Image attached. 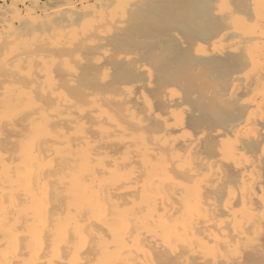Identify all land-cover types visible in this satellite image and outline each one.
I'll use <instances>...</instances> for the list:
<instances>
[{"label":"bare ground","instance_id":"1","mask_svg":"<svg viewBox=\"0 0 264 264\" xmlns=\"http://www.w3.org/2000/svg\"><path fill=\"white\" fill-rule=\"evenodd\" d=\"M208 1L201 2V15L207 22L215 19L217 34L197 44L193 57L218 72L226 57L234 60H227L231 68L220 75L225 86L220 81L218 100L207 103L226 123L210 130L203 126L198 133L187 128L185 117L192 110L173 89L165 94L171 93L166 112L157 113L144 92L153 77L149 65H137L143 81L121 83L119 94L80 91L83 87L76 99L66 93L75 94L78 69L70 62L82 63V49L108 56L106 40L127 31L129 19L145 15L139 14L145 3L155 8L154 0H100L98 7L86 4L81 10L75 3L84 0H48L45 8L52 12L44 10L48 13L40 21L26 25L29 46L20 44L25 34L13 26L17 18L0 16V61L12 64L0 78L6 85L0 87L5 100L0 107V259L7 255L10 264H264V0H212V12ZM195 13L199 18L200 11ZM79 17L86 21L76 29ZM47 40L63 43L65 53H60L67 60L56 68L59 73L65 65L61 75L67 80L48 67L54 61L50 64L44 53L61 45L49 47ZM134 100L145 109L143 116L134 112ZM17 106L27 107L28 119ZM16 116L25 133H37L27 144L25 129L23 135L18 131L24 143L18 140L14 151L10 133L20 130ZM3 139L9 141L3 145ZM18 144L27 147L18 150Z\"/></svg>","mask_w":264,"mask_h":264},{"label":"rangeland","instance_id":"2","mask_svg":"<svg viewBox=\"0 0 264 264\" xmlns=\"http://www.w3.org/2000/svg\"><path fill=\"white\" fill-rule=\"evenodd\" d=\"M16 1H18V0H16ZM16 1L15 0L14 1L13 0H0V16L3 17V15L5 14L7 17H10L13 19L19 18L18 20H20V21L18 22V20L16 19L14 21L15 24L13 23L14 24L13 26L17 27L16 28L17 30H20V32L25 34V35H23L25 41L23 40V38H22L23 41L19 40V41H22L21 43L18 40L17 41L20 44L23 43L24 45L27 43L31 44L33 42L31 41L32 40L31 36H30L31 34H29L30 30L28 31V29H27L29 27V25H28V27L26 25L31 20L36 19V20L40 21L41 20L40 18L43 17L48 12L51 13L52 9L51 8L50 9L45 8V5L48 3V0H19L18 2H16ZM74 1L75 0H73V2ZM98 1H100V0H89V1L84 0V2H82V3H79V2L77 4L75 3V6L77 8L79 7V9L81 10V7L83 5L88 4V5L92 6L93 4L97 3V5L96 4L95 5H96V7H98L99 4L102 3V2L99 3ZM101 1H103V0H101ZM154 1L156 2V3L154 2L156 5L155 8L159 7L158 10L156 9L157 11L155 10L154 5L152 6L149 3H145L141 7L143 12L140 10L141 13H139V14L146 12L145 15L147 14L146 16L148 18H146L145 15H142V16L140 15L139 19L142 18L143 16H145L142 18L143 20L142 19H140V20L139 19H137V20H130L129 19L128 23H126V24H127V26L129 24L131 27L126 26L127 31L114 33L113 36H110L109 39L106 40L105 44H107V45L105 48H107L109 55H111V56H109V55L106 56L108 58H106V57L103 58V56L101 57L102 53H100L101 51L99 49H97V52L94 48H92L93 50L92 49L90 50V48L87 50L82 49V53H80V55L83 59L82 63H75L74 64L73 62H70L72 68L74 67L75 69H78V70H76L77 71L76 72L77 77H76V75L74 76L77 78L76 79L77 81L75 83L76 85L74 86V88L76 89V90H74L75 94L73 93V90H72V92H70V90H68L67 87H66V89L68 91L65 89L67 91L66 93L67 94L70 93L75 98V96L77 97V95H79V93H77L79 91V89L81 87H83L80 89V91L84 90L86 88V91L91 90L93 92V90H95L94 92L97 91V93H100L99 91H101V89L103 88V90L105 89L106 92L111 91L114 94H119L118 93L119 92V90H118L119 86L118 85H123L124 83L127 84V82H129L128 84H130V83H133L136 81H143L144 77L136 71V69H137L136 66L140 65V64H145L147 66L149 65V67L152 68L153 77H152L151 82L146 85L144 92L146 95L149 96V100L153 104L154 108H157L155 110H157V111L159 110L158 112L157 111H155V112H157V113L162 112V114L164 113V111L166 112L167 108L169 107V105L166 102V96H169L171 93L169 95H165V94H167L169 91H171V89H173V91L176 93V95L178 93V95L180 97L184 96L183 100L185 99L184 101L187 103L188 106H190V108L192 110V112H189V114H187V116L185 117V121L186 120L188 121V122L186 121L187 128L191 129V130L188 129L189 131H191L193 133H198L204 127L206 129L208 127V130H210V128L212 129V127H215L219 124L220 125L225 124L226 122H223V120H221V118L219 116L215 117L216 115H214L212 109L210 107H208V104H209L208 101L213 102V100H214V102H216L218 100L216 97L217 96L216 93H218L217 89L219 91L223 89L222 83L225 86V83H224L225 78H224V76L221 77L220 75H222L223 73L225 74L226 71L227 70L229 71V69L231 68V67H229V66H231V64L227 63V60H229L228 59L229 57H226L227 59L225 58L226 65H224L225 64L224 63L222 65L223 67H221V69L219 68V72L217 70L218 67L215 68L216 70L209 68V67H206V64L205 65L201 64L203 62H201V61L199 62V60L196 61L197 59L195 57H193V51L195 50L197 44H201V43L207 44L208 41L210 40V38H212L213 35L217 34L216 33L217 32L216 31L217 26L214 23V22H216L215 19L210 16L211 21L209 19L208 20L209 22H207V20H205V19H208L207 16L203 17V15H201L202 11L200 9H202V7L200 8V6L203 4L201 2H204L205 0H201V1H199V0H196V1L195 0H158V2H157V0H154ZM187 4H189L190 9L192 7L194 9L192 8L190 10L188 8L189 6ZM11 5H12V7H11ZM208 5H209L208 6L209 10L211 9L209 12H212V8L215 7L216 3L211 0V1H208ZM234 5L237 6V7H235V9L232 7L233 5H231L230 8H233L234 10H238V8H239L238 4L236 5V2H235ZM149 6L152 8H150ZM197 6L199 8H197ZM36 7H37V9H36ZM40 8H43V10ZM150 9H153V12ZM196 9L200 11V13H199V11H195V12L200 14L199 18H198L199 15L193 11ZM44 10H47L48 12H44ZM154 10H155V12H154ZM14 15H17V16H14ZM196 15H198V16H196ZM210 15H211V13H210ZM156 16H158V19ZM194 16H195V19H194ZM196 17L198 18V20ZM79 18H81V19H79ZM79 18L74 21V23L75 22L76 23L73 26L77 27L76 29H79L80 25L81 26L84 25V24H82V22L84 23V21H82L83 19L86 21L85 17H79ZM152 18L154 19V21L150 20ZM147 20H148V22H147ZM155 20H158V22H156ZM200 20L203 23V25H201L202 23L200 22ZM129 21H130V23H129ZM137 21H139V22H137ZM141 21H143V24L145 27H142L143 25H142ZM150 21H152L154 23V25ZM161 21H163V22H161ZM165 21H167V22L164 23ZM21 22H22V24H21ZM145 22L147 25L145 24ZM248 22H246L247 25H248ZM136 23H138V24H136ZM148 23H149V25H148ZM158 23H160V24H158ZM161 23H162V25H161ZM23 24H25V25H23ZM63 24H64L63 26H65L67 23H63ZM139 24L142 26H140ZM155 24H156V26H155ZM68 25H69V23H68ZM68 25H66V26H68ZM126 27H125V29H126ZM248 29L249 28L247 26V30ZM25 36H27V37H25ZM25 38H28L27 41ZM28 40L31 42H29ZM50 42L54 43V40H50V41L47 40L46 44L49 45V47L54 46L57 41H55L54 45H52L53 43H50ZM29 44H27L26 46H29ZM59 44L63 45V43L60 40H59V43L57 42L56 45H59ZM17 45H19V44H17ZM62 45L60 46L59 51H58V48L56 46H54L56 48L52 49V51H47L44 53L46 59L49 61L50 64H52L51 62L54 61L53 63L55 64V67H54V64L52 66L48 65V67H52L57 78H59L62 75L64 76V74L61 75V73H64V66H65L64 63L66 61L62 63L64 65L63 68L60 66L61 67L60 69H62V72H59V73L57 72V68L59 66L58 64L60 62L59 60L62 59V55H63L62 51L65 53L64 50H61ZM5 46H6L5 50H8L7 45H5ZM22 47L23 46H20V48H19L20 53H22L21 51L24 50L23 49L24 47L23 48ZM16 48H15V50L17 51ZM26 48L27 47H25V49ZM12 49H13V47H12ZM9 50L11 51V49H9ZM57 51L59 53H57ZM60 52L62 53V55ZM74 54H76V53H74ZM97 54L99 55V58L101 57L100 59L98 58ZM59 57H60V59H59ZM68 57H71V55ZM124 57H127L129 59L126 61L124 59ZM97 58L101 61L99 62ZM232 58L234 60V57H232ZM51 59L53 61H51ZM94 59L95 60L97 59V61H95ZM62 60H67V59H65V57H64ZM70 60H72V58H70ZM230 60H232L231 57H230ZM232 61H230V62L232 63ZM55 62H58V63H55ZM95 62H98L100 64H97ZM77 64H78V66H77ZM96 64H97V66H96ZM4 65H3L2 61H0V72H2V73H0V78H5V76L7 75L6 74L7 69L12 67V64L8 65L6 63L7 67H5L6 65L5 66ZM75 65L77 66V68ZM1 66H3V67H1ZM3 71H4V73H3ZM105 74H107L106 75L107 77L105 78V80L107 81L106 82L107 84L102 83V77ZM65 78H66L65 80H67V77H65ZM136 79H138V80H136ZM60 80H62V78ZM121 83H123V84H121ZM3 86H6L5 83H3ZM3 86L0 85V87H3ZM99 86H101V88ZM102 86H105V88ZM68 88H70V87H68ZM0 91H2V90H0ZM174 92H173V94H174ZM101 93H103V92H101ZM34 95H35L34 96V99H35V97L38 96L39 94L34 93ZM0 98H4V97L0 96ZM36 98H38V97H36ZM218 98H219V96H218ZM215 99H217V100L215 101ZM3 100L4 99H2V100L0 99V107H2L1 106L2 102L5 101V100L4 101ZM134 101L135 102H131V105H133V107H134V109H133L134 112L136 114L138 113L139 115L142 114V116H143L144 114L141 113V111H143L145 109L141 108L142 105H139L140 103L138 101H137V104H138V107H137L136 106L137 105L136 100H134ZM20 102L17 104H20ZM21 103L22 104L24 103V105L27 104V103L25 104V102H21ZM206 104H207V106H206ZM213 104L215 107V103H213ZM211 106L213 107V105H211ZM22 107H20V109ZM23 108H22V111L19 109V107H18V109L17 108H15V109H17V110H19V112L21 111V113H23V111L25 110V109L23 110ZM136 108H138V109L140 108L141 110H137ZM0 110H2V108ZM25 111L27 113V107H26ZM21 113H20V115L22 116ZM221 113L224 115H221ZM221 113H220L221 117L225 116V114H226V116H225L226 118H229L231 116V114H229L231 112H228V113L221 112ZM14 114L17 115L18 113L17 114L14 113ZM23 115H24V113H23ZM25 115H27V114H25ZM145 115H146V113H145ZM21 116H19V117H21ZM19 117L17 118V116H16L17 119H19ZM23 117H22V120H23ZM25 117H24V119H26V118L28 119V117H26V118ZM217 118L220 120H218ZM17 119H15L17 122V125L19 123V126H20V124H21L20 119L21 118L18 121H17ZM11 120H9V122H11ZM15 120L14 119L12 120L13 124H15L14 123ZM9 122H5V123L9 126V124H10ZM149 122L151 124L154 123V121H152V120H149ZM5 123H4V125L6 126ZM12 123L10 124L11 125L10 128L14 127V128H12L14 130L18 126L17 125L13 126ZM23 124H24V121H23ZM23 124H22V126H23ZM5 126H4V128H6V129L9 128V127H5ZM6 129H5V132H6ZM21 129H22V127L20 126V130H16V129L15 130L17 132L21 131L22 135H23L24 129H25L24 133L27 132L26 127L22 130ZM13 130L10 129L8 131L12 132ZM68 130H70V129H68ZM29 131L30 130L28 129V134H31V133H29ZM67 131H66V133H67ZM72 131H73V129H72ZM13 132H15V131H13ZM21 132H18V133H16V132L10 133L9 132L11 141H13V143H14L13 144L11 142L12 145H14V147H13L10 144V142H7L11 149L15 148V146H16L15 143L17 144L18 142H20V145L23 144L24 141H26V143L28 142L27 144H29L30 138L32 139V135L35 136L36 131H33L34 133L32 132L31 136H29L27 133H25V135L27 134V136L24 135V137H26V140H25V138L22 137L24 139L23 142H21L23 139L22 138L20 139V137H19V136H22V135H20ZM74 133H75V131L73 132V134ZM67 134H68L67 136H71V135H69V131ZM70 134H72V133H70ZM7 135L9 136L8 133H7ZM7 135H5L6 138H8ZM27 137L29 138L28 139L29 141L27 140ZM64 138H65V135H64ZM72 138H73V136H72ZM3 140H4V142H3V145H4L8 139L7 140L3 139ZM18 146H19V144H18ZM21 147L23 149V147L26 148L27 146L26 147L23 145L19 146L18 150ZM16 148L14 151H17ZM3 224H5V223H3ZM5 225H2V227L3 226L5 227ZM8 225H9V223H8ZM10 225L12 226L13 224L10 222ZM11 226L10 227L7 226V227L11 229L12 228ZM6 251H7V249H6ZM6 257H7V255H6ZM6 257H5V259H6ZM5 259L2 258L0 260L3 261ZM6 260L8 261V264L11 263L8 259H6ZM6 260L3 261L2 264L4 262H6ZM1 261H0V264H1ZM4 264H7V262ZM150 264H152V263H150Z\"/></svg>","mask_w":264,"mask_h":264}]
</instances>
